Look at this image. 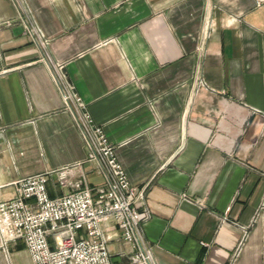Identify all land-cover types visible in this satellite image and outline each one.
I'll return each instance as SVG.
<instances>
[{
    "label": "crops",
    "instance_id": "crops-1",
    "mask_svg": "<svg viewBox=\"0 0 264 264\" xmlns=\"http://www.w3.org/2000/svg\"><path fill=\"white\" fill-rule=\"evenodd\" d=\"M56 64L143 189L155 264H264V0H0V202L15 180L87 155ZM103 226L125 264L128 246ZM0 264L33 261L0 240Z\"/></svg>",
    "mask_w": 264,
    "mask_h": 264
},
{
    "label": "built area",
    "instance_id": "built-area-1",
    "mask_svg": "<svg viewBox=\"0 0 264 264\" xmlns=\"http://www.w3.org/2000/svg\"><path fill=\"white\" fill-rule=\"evenodd\" d=\"M20 5L24 32L44 47L29 8L24 3ZM62 68L61 64L54 65V78L87 155L81 162L13 182L14 196L0 202L1 243L21 240L33 264H117L111 261L103 228L113 224L120 240L128 246L125 264H155L142 230V222L149 216L140 210L143 189L128 181L117 160L115 145L93 122ZM84 162L102 176V183L90 185L82 168ZM49 182L65 192L50 197Z\"/></svg>",
    "mask_w": 264,
    "mask_h": 264
},
{
    "label": "water",
    "instance_id": "water-1",
    "mask_svg": "<svg viewBox=\"0 0 264 264\" xmlns=\"http://www.w3.org/2000/svg\"><path fill=\"white\" fill-rule=\"evenodd\" d=\"M2 136H3V135H2V132L0 131V138H2Z\"/></svg>",
    "mask_w": 264,
    "mask_h": 264
}]
</instances>
